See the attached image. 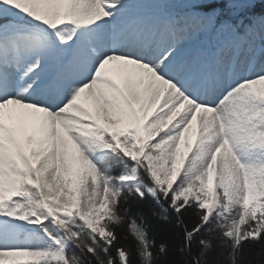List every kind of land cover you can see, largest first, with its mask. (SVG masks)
<instances>
[{
	"label": "snow or ice",
	"instance_id": "6c2138e0",
	"mask_svg": "<svg viewBox=\"0 0 264 264\" xmlns=\"http://www.w3.org/2000/svg\"><path fill=\"white\" fill-rule=\"evenodd\" d=\"M262 5L0 0V264H250Z\"/></svg>",
	"mask_w": 264,
	"mask_h": 264
},
{
	"label": "trees",
	"instance_id": "16d2710c",
	"mask_svg": "<svg viewBox=\"0 0 264 264\" xmlns=\"http://www.w3.org/2000/svg\"><path fill=\"white\" fill-rule=\"evenodd\" d=\"M262 7H264V5H262ZM152 223L154 224L155 221L153 220ZM156 235L159 242H164L163 239L167 238L162 231H157ZM246 259L250 261V264H264V249L259 246L251 249Z\"/></svg>",
	"mask_w": 264,
	"mask_h": 264
}]
</instances>
